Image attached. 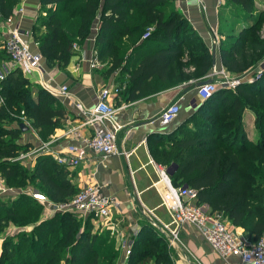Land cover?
<instances>
[{"label":"trees","instance_id":"16d2710c","mask_svg":"<svg viewBox=\"0 0 264 264\" xmlns=\"http://www.w3.org/2000/svg\"><path fill=\"white\" fill-rule=\"evenodd\" d=\"M17 0H0V19L11 15ZM251 13L254 0H224ZM98 17L93 50L103 64V75L118 71L121 97L133 100L188 79L206 75L212 53L173 0H39V11L30 34L45 66L64 70L74 52L73 43L88 36ZM251 24L226 34L218 44V57L230 73L244 75L263 56L264 39L257 35L264 26V9L254 12ZM151 27L142 37L146 27ZM264 28V27H263ZM1 51L8 54L0 46ZM8 62V61H6ZM123 76V78H121ZM206 78V77H205ZM12 67L0 78V176L7 182L29 181L53 202L72 196L76 188L67 168L50 154L38 153L26 166L11 159L30 147L19 142L20 120L46 137L65 121L66 109L54 95L34 86ZM253 114L257 138H247L242 111ZM161 145L153 158L174 163L169 175L173 186L196 190L195 203L220 213L231 227H238L254 241L264 230V68L250 82L217 88L167 133H153ZM41 204L26 194L0 198V226L20 211L36 210ZM82 224L76 213L55 212L1 242L0 264H111L116 257L104 248L110 242L106 229L93 230L90 216ZM104 249V250H101ZM107 250V251H105ZM109 258V261H107ZM173 264L165 236L148 222L132 238L124 264Z\"/></svg>","mask_w":264,"mask_h":264},{"label":"crops","instance_id":"0c3cea01","mask_svg":"<svg viewBox=\"0 0 264 264\" xmlns=\"http://www.w3.org/2000/svg\"><path fill=\"white\" fill-rule=\"evenodd\" d=\"M202 3L204 9L201 8V3L197 0H173L175 9L187 19L213 53V64L215 68H219L222 66L218 57L219 40L226 34H234L241 27L251 24L254 12L264 9V1L262 0L261 4H258L257 0H254L255 9L251 13L244 12L237 4H227L224 0H202ZM38 11L39 0H17L12 6L11 15L6 20H1L0 27L3 33L7 29L16 27L20 36L26 40L29 49L38 51L30 34ZM97 24L98 17L95 16L88 36L79 42V46L76 45L64 70L47 67L43 60L41 62L43 77L48 80V84L55 87L65 84L71 97L85 106H91L96 101L95 95L102 85L117 84V79L120 77L118 71L104 76L101 71L94 70V68L100 69L103 65L98 59L95 67L89 66ZM209 72L199 79L181 81L133 100L127 101L120 94L112 95L109 102L116 108L113 122L121 125L115 134V141L118 148L128 152V156L125 158L122 153L101 156L87 151L85 158L76 165L66 167L67 178L76 188L85 183L96 181L100 184L103 193L114 195L115 202L110 206L109 219L103 221L96 228L93 226V230L100 228V230L108 231V236L118 251L117 261L119 263L116 262V264H124L126 258H124L121 244L125 242L131 245L132 238L142 223L146 221L160 231L159 222L169 221V215L160 203L166 186L156 170V166H162V163L156 161L152 156L161 142L151 134L171 131L194 111L202 100L197 95L194 84L198 80L209 77ZM25 77L30 82L32 81L31 76ZM55 97L67 111L65 121L55 127L50 134L56 143L53 148L62 151L68 142L77 141L75 137L65 131L70 126L77 125L80 119L71 101L61 96L55 95ZM172 100L177 101L179 112L174 121L160 127L157 125L156 116ZM246 109L242 111L243 127L247 138L255 141L256 139L253 140V129H255L253 114L246 113V121L243 120ZM80 131L87 134L90 132V128L83 126L80 127ZM174 167V163H169L166 167L162 166L168 179ZM229 226L231 227V225ZM178 234L180 242L176 243L194 264L195 262L196 264H223L192 225L182 223ZM165 238L167 237L165 236ZM170 248L173 254V264H175L179 260L178 254H181V250L174 245H171Z\"/></svg>","mask_w":264,"mask_h":264},{"label":"built area","instance_id":"2783aa9c","mask_svg":"<svg viewBox=\"0 0 264 264\" xmlns=\"http://www.w3.org/2000/svg\"><path fill=\"white\" fill-rule=\"evenodd\" d=\"M197 2L201 3V8L204 9L202 0H197ZM150 29V26L146 27L142 37L146 36ZM0 41H2V48L8 54L11 66H18L25 76L31 74L42 76L43 67L40 53L29 49L26 40L20 36L16 27L7 29L5 33L0 27ZM72 47L75 49L76 44L73 43ZM96 65L97 58L95 51L92 50L89 66L92 68ZM263 68L264 65L254 69L255 74L247 72L243 76L235 74L229 76L230 72L222 66L215 68L213 64L208 77L210 80L195 86L196 93L201 99H204L217 88H233L241 81L250 82L258 77ZM4 69L6 68L4 67ZM5 71L0 70V78H2ZM40 85L50 94L71 101L72 106L77 110L80 119L78 124L70 126L65 131V133H70L71 136L75 137L77 141L68 142L62 151H57L53 147H48L47 143H42L35 147H29L27 150L19 151L12 159L30 166L36 154L47 153L57 163L70 167L85 158L87 151L101 156L119 153H122L125 158L128 156V152L118 148L115 141V134L121 128V125L113 122L116 108L109 102V98L118 93V84L108 83L102 85L95 95L96 101L91 106H85L80 101L74 100L65 84L56 87L50 86L48 80L41 77ZM178 112L179 105L177 101H169L156 116L157 125L164 127L170 124L174 121ZM18 118L20 123L29 126L30 121L25 116L18 115ZM83 126H88L90 132L87 134L81 133L80 127ZM156 170L159 178L166 186L165 192L161 195L160 203L166 209L169 221L159 222V229L167 237L166 240L169 246L174 245V242H180L178 238L180 226L182 223H188L195 228L210 249L222 260L223 264H264V230L254 241L249 240L240 229L230 227L228 221L220 213L210 212L204 206L196 204V190L194 188L188 185L173 186L162 166H156ZM26 193L38 201L49 215L53 212L62 211L73 212L83 217L89 215L94 228L109 219L110 206L115 202L114 195L103 193L100 184L96 181L78 187L70 198L63 201L53 202L38 191H28ZM121 247L124 258H126L130 252V245L122 242Z\"/></svg>","mask_w":264,"mask_h":264},{"label":"rangeland","instance_id":"374dc122","mask_svg":"<svg viewBox=\"0 0 264 264\" xmlns=\"http://www.w3.org/2000/svg\"><path fill=\"white\" fill-rule=\"evenodd\" d=\"M264 1V0H263ZM258 4H261L262 0H257ZM237 10V9H236ZM240 18V17H239ZM6 20V19H5ZM0 23H1V19H0ZM264 26H262L261 28H259V30L257 31V35L259 36L260 39H264ZM219 40V39H218ZM220 42V40H219ZM2 41L0 42V46H1ZM6 54H4L1 49H0V70H7L9 67H15V66H11L9 63V59L6 58ZM8 61V62H6ZM2 62V63H1ZM8 63V64H7ZM262 65H264V53L263 56L256 62V64H254L253 66L250 67V69L248 70L249 74H255L254 69H257L258 67H261ZM4 67L6 69H4ZM18 67V66H16ZM19 68V67H18ZM20 69V68H19ZM21 73L23 74V71L20 69ZM254 71V72H253ZM32 78V81L30 82L32 84V88L34 89V86H41L40 85V79L41 77H43V73L42 76H40L39 74H31L30 75ZM40 76V77H39ZM229 76H234L233 73H229ZM232 89V88H231ZM252 114L250 112V110H245L244 111V116H243V120L244 122L246 121V116L245 114ZM25 125V124H24ZM26 129L22 130L21 132H19V142H26L27 140H29V143L31 144L30 147H35L38 146L39 144L42 143H47V146L52 148L54 146V144H56L54 141L55 139H52L51 136L52 135H48L46 137H42L41 134L37 131V129H35L33 126H31V124L25 125ZM254 130V139H256L257 137V132L255 129ZM32 140V142H31ZM29 148V147H28ZM27 148V149H28ZM26 149V150H27ZM23 151V150H21ZM14 156L10 157L11 159ZM34 160L31 162V165L33 164ZM171 164V163H170ZM161 165V164H160ZM29 166V165H28ZM163 167H166L167 164H163ZM0 190H5V191H0V198L1 200H6L7 198L9 200L14 199L17 195L23 193L28 195V191H38L40 193H43L42 191H40L39 189H37L35 186H33V184H31L29 181L24 180V182L21 181H11V182H7L2 176H0ZM44 194V193H43ZM29 196V195H28ZM46 196V195H45ZM47 197V196H46ZM48 198V197H47ZM55 213V212H53ZM52 214H47L45 212V209L43 208V206L41 205L40 208L36 209V210H30V211H20L18 213V215L15 218H11V217H7L6 219V223H3L2 226H0V245L1 242L4 241L7 238H12V240H14V235H16L17 233H31V229L32 226L34 224H36L38 221L48 218L50 217ZM76 218L80 221V223L82 224V220H83V216L82 215H77L76 214ZM100 230V228L98 229ZM111 243H109L108 245H106L104 248H106L108 250L109 254H112V250H115L114 246H113V241L110 240ZM104 250V249H101ZM105 250V251H107ZM0 251H1V246H0ZM116 257L113 258L111 264H116L119 263L117 261L118 259V251L116 250ZM107 261H109V258H107ZM145 264H152V260L151 259H145ZM196 264V262H195Z\"/></svg>","mask_w":264,"mask_h":264},{"label":"water","instance_id":"95a60500","mask_svg":"<svg viewBox=\"0 0 264 264\" xmlns=\"http://www.w3.org/2000/svg\"><path fill=\"white\" fill-rule=\"evenodd\" d=\"M211 53H212V52H211ZM212 62H214V59H213V53H212ZM209 80H210V78L207 77V78H205V79H202V80H198V81H196L194 85L197 86V85H199V84H201V83L208 82ZM19 125H20L21 130L26 129V126H25L24 124L20 123ZM183 185L185 186L186 184H183ZM174 246H175V247L178 246L179 250H181V254H178V255H179V260H178L175 264H194V263L190 260L189 256L186 254V252H184V251L181 249V247H180L176 242H174Z\"/></svg>","mask_w":264,"mask_h":264}]
</instances>
